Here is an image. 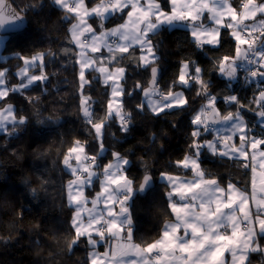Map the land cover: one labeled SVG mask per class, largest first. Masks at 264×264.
Masks as SVG:
<instances>
[{
    "label": "snow or ice",
    "instance_id": "6c2138e0",
    "mask_svg": "<svg viewBox=\"0 0 264 264\" xmlns=\"http://www.w3.org/2000/svg\"><path fill=\"white\" fill-rule=\"evenodd\" d=\"M55 3L65 13L61 22L76 21L69 29V43L79 51L73 53L66 48L64 55L78 57L72 63L77 66L81 81L83 116L101 139L105 123H91L94 119L91 104L95 102L84 95L85 89L91 87L88 80L91 71L103 77L106 88L111 82L106 119H111L114 112L124 122L120 106L127 69L115 67L110 71L117 54L123 57L138 52L139 65L146 68L158 59L157 45L151 36L161 25L172 27L177 22H187L189 35L198 49L219 50L226 43L225 34L233 42L232 53L218 57L212 65V71L228 82L223 93L211 92L209 84L203 80L199 63L180 62L176 83L185 87L193 83L202 86L197 96L205 103L198 108H191L184 91L160 93L154 87L159 79L156 67L151 68L150 73L153 87L137 85L147 97V106L157 115L171 108L191 111L190 152L175 162L176 167L191 172V177L160 173L170 188L169 207L175 214V222L165 224L156 240L144 245L135 242L128 208L131 197L126 194L135 191L126 174L129 161L113 153L114 162L105 161L102 170H98L99 162L104 160V148L90 156L87 145L76 141V146L68 150L76 154L75 166L70 164L69 156L64 160L73 176L67 185L68 205L74 209L72 246L85 241L93 249L88 264H217L220 253L227 255L232 250L227 246L237 237L244 233L251 236L257 228V234L264 237V172L257 176V170L264 168V0H219V3L217 0H55ZM114 19L120 23L109 27V21ZM9 39L0 34V47ZM98 55L108 59L109 64L100 62L98 65ZM18 58L25 66L22 71L12 73L21 78L19 87L8 84L6 77L12 69H3L0 63V103L12 99L14 94H22L29 87L49 82L46 74L28 76L27 72L29 65L37 63L46 68L48 53ZM241 74V86L252 93L247 103L231 86ZM157 95L160 99L153 100ZM14 110L9 104L4 112ZM249 112L254 113V117L250 118ZM5 119L0 114V122ZM209 156L231 158L242 167L244 176L250 174V179L245 181L246 191L240 192L237 183L221 187L219 180L207 178L201 170V162ZM151 180V176L145 175L139 190L143 191ZM90 189H96L94 195ZM254 203L256 212L252 215ZM101 238L108 244L107 251H96L103 248Z\"/></svg>",
    "mask_w": 264,
    "mask_h": 264
},
{
    "label": "trees",
    "instance_id": "16d2710c",
    "mask_svg": "<svg viewBox=\"0 0 264 264\" xmlns=\"http://www.w3.org/2000/svg\"><path fill=\"white\" fill-rule=\"evenodd\" d=\"M10 1L27 18L28 25L20 32L7 35L10 39L2 51L7 59H0V63L3 69H12L7 76L8 83L12 86L19 81L18 76L12 75L23 66L19 56L30 58L40 52L49 54L47 67L39 65L31 71L36 74L44 71L49 82L29 87L22 94H14L12 99L0 103V107L13 104L15 115L25 119L18 133L0 132V264H88L92 248L85 241L72 246L71 252L68 250L74 232L68 223L73 212L69 211L67 185L73 176L64 160L65 156L74 154L68 150L76 146V141L87 145L90 156L98 154L103 144L106 151L98 170H102L105 161L114 159L113 153L126 158L129 161L126 174L134 189L145 175L154 177L156 185L147 194H137L134 198L132 193L126 194L131 197L128 208L135 242L144 245L156 240L171 214L169 202L160 193L161 187H168L160 179V173L191 177V172L175 166L176 161L190 152L191 111L172 108L157 115L147 106L146 97L137 85L151 88V68L159 66L162 69L156 86L159 92L184 90L191 108H198L205 103L197 96L202 86L177 84L179 64L182 60L199 63L203 80L209 84L211 92L223 93L228 82L212 71V65L218 57L232 53V39L225 34L226 43L219 50L198 49L186 22L173 27L165 25L151 36L157 45L158 60L146 68L139 65L138 52L123 57L117 54L116 61L110 66L127 69L126 79L122 81L124 96L121 103L127 123L114 114L111 119H106L110 87L106 88L97 72L91 71L88 74L91 87L85 89L84 95L90 97V102H95L91 104L94 109L91 123H105L100 141L83 116L81 81L78 68L72 63L78 57L64 55L66 48L78 52L69 43V29L76 21L61 22L65 13L55 0ZM117 23L120 21L110 20L108 26ZM97 60L109 64V60L100 55ZM212 76L215 79H211ZM189 79H192L191 75ZM242 79L243 74L231 86L247 103L252 93L241 86ZM248 115L254 117V113ZM201 170L207 178L217 179L222 185L237 183L243 191H246L245 181L250 179V174L244 176L242 167L231 158L209 156L202 160ZM95 190L90 189V192L94 195ZM102 243L103 248H98L101 251L108 246L107 242Z\"/></svg>",
    "mask_w": 264,
    "mask_h": 264
},
{
    "label": "crops",
    "instance_id": "0c3cea01",
    "mask_svg": "<svg viewBox=\"0 0 264 264\" xmlns=\"http://www.w3.org/2000/svg\"><path fill=\"white\" fill-rule=\"evenodd\" d=\"M217 2L219 3V0H217ZM221 6H223V5H221ZM181 23L186 24V22H177L175 25H178ZM209 23H211V22L209 21ZM165 25H167V24H163L159 28H161ZM116 39L118 40V37H116ZM78 51H79V49H78ZM157 60L158 59H154V61L149 65L156 63ZM99 64L100 63L98 62V65ZM103 64H106V63H103ZM115 67H120V66H114V67L110 66V71L112 68H115ZM93 71H95V70H93ZM100 79L103 83V77L102 76L100 77ZM109 87L111 88V82L109 84ZM178 91H184V90H178ZM152 99L153 100H159L160 97H159V95H157V96H153ZM146 103H147V97H146ZM159 106H161V105H157V107H159ZM120 109H121V115L124 116L122 113V107L121 106H120ZM168 110H170V109H168ZM113 114L115 115L114 112H113ZM98 138L101 141V137L98 136ZM81 145H83V144H81ZM121 160H127V159L121 157ZM109 162H114V159L109 161ZM70 164L72 166L76 165V159H75L74 154L70 157ZM260 172H264V168L257 170V176H259ZM173 175L174 176H182V175H175V174H173ZM160 179L162 181H164L161 177H160ZM220 185H221V187L226 186V185H222L221 183H220ZM132 187L134 189L133 182H132ZM238 188H239L240 192H245L240 187H238ZM131 193L132 192H129L127 194H131ZM169 204H170V202H169ZM169 210H170L171 214H170L169 219L166 220L165 224H172L175 222V214L172 212V209L170 207H169ZM255 212H256V205L254 203L253 207H252V213L251 214L255 215ZM258 232H259V229L257 228L256 231L253 232L251 236L244 233L243 235L237 237L230 245L227 246V247L232 249L231 251L227 252V255H225L224 252L220 253V255L217 258V264H245V261H247V264H264V237H261L260 235H258L257 234ZM112 243L115 244L116 241H113ZM241 247L246 248L247 250L244 252L236 251V249L241 248ZM252 249H259V251H252ZM107 250H108V246L103 251H107ZM96 251H101V250L97 248ZM245 257H246V259H245ZM89 259H90V255H89Z\"/></svg>",
    "mask_w": 264,
    "mask_h": 264
},
{
    "label": "water",
    "instance_id": "95a60500",
    "mask_svg": "<svg viewBox=\"0 0 264 264\" xmlns=\"http://www.w3.org/2000/svg\"><path fill=\"white\" fill-rule=\"evenodd\" d=\"M27 25H28L27 18L14 7V5L10 0H0V34L9 35L12 33H17L24 30ZM154 67L158 69V73L160 76L162 69L159 66H154ZM149 86L153 87V85L151 84V78H150ZM156 86L157 84L154 87ZM147 175L152 177L151 182L147 185V187L143 191H140L139 190L140 185L144 181V177H143L138 188H136L135 191L132 192L133 198L137 196V194H147L152 188L155 187L156 183L154 177L150 174Z\"/></svg>",
    "mask_w": 264,
    "mask_h": 264
},
{
    "label": "rangeland",
    "instance_id": "374dc122",
    "mask_svg": "<svg viewBox=\"0 0 264 264\" xmlns=\"http://www.w3.org/2000/svg\"><path fill=\"white\" fill-rule=\"evenodd\" d=\"M3 48L4 47H0V59H4L5 58L4 55L2 54ZM37 54H39V53H37ZM39 65L42 66V67L44 66L42 63H37L35 66L29 65L28 69H27L28 76L45 74L44 71H42V72H40L38 74H36V73L31 71V69L33 67H36V66H39ZM24 67L25 66L23 64V66H21L17 71H22L24 69ZM18 78H19V81L17 83H13L12 86H17V87L21 86V83H22L21 82V78L19 76H18ZM6 80L8 82V78L7 77H6ZM24 83H27V80H25ZM7 105H9V104H6L5 106L0 107V114H3L6 117L5 120L0 122V132H5L8 135H13V134L18 133L22 129V126H23V124L25 122V119H24V117H21V118L17 117L15 115V110L12 111V112H4V109L7 107ZM11 105H13V104H11ZM74 156H76V154H74Z\"/></svg>",
    "mask_w": 264,
    "mask_h": 264
},
{
    "label": "clouds",
    "instance_id": "9594fccd",
    "mask_svg": "<svg viewBox=\"0 0 264 264\" xmlns=\"http://www.w3.org/2000/svg\"><path fill=\"white\" fill-rule=\"evenodd\" d=\"M100 148H103V144L100 145ZM169 191H170V188L169 187H161V189H160V193H161L163 199L165 201H167V202H170L169 195H168ZM69 211L71 213V212L74 211V209L70 207V210ZM71 220H72V216L70 214L69 215V218H68L69 225H71ZM102 241H103V238H101V242ZM72 242H73V239L70 240V244H69V248H68L69 252L72 251ZM245 259H246V257H245Z\"/></svg>",
    "mask_w": 264,
    "mask_h": 264
},
{
    "label": "built area",
    "instance_id": "2783aa9c",
    "mask_svg": "<svg viewBox=\"0 0 264 264\" xmlns=\"http://www.w3.org/2000/svg\"><path fill=\"white\" fill-rule=\"evenodd\" d=\"M116 39V38H115ZM122 122V121H121ZM123 123H127V119L124 117V122Z\"/></svg>",
    "mask_w": 264,
    "mask_h": 264
}]
</instances>
